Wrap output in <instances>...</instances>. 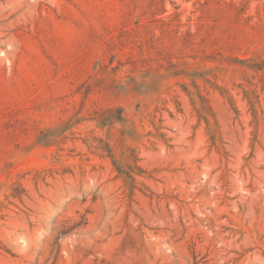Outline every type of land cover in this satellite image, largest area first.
<instances>
[{"label": "rangeland", "instance_id": "obj_1", "mask_svg": "<svg viewBox=\"0 0 264 264\" xmlns=\"http://www.w3.org/2000/svg\"><path fill=\"white\" fill-rule=\"evenodd\" d=\"M0 264H264V0H0Z\"/></svg>", "mask_w": 264, "mask_h": 264}]
</instances>
